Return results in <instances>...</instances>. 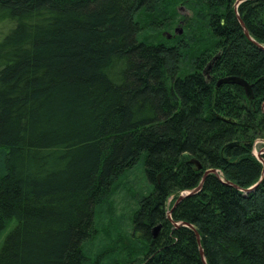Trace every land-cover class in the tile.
<instances>
[{"label": "trees", "instance_id": "trees-1", "mask_svg": "<svg viewBox=\"0 0 264 264\" xmlns=\"http://www.w3.org/2000/svg\"><path fill=\"white\" fill-rule=\"evenodd\" d=\"M236 1L0 0V264H204L166 213L209 168L171 219L206 264H264V0Z\"/></svg>", "mask_w": 264, "mask_h": 264}, {"label": "water", "instance_id": "water-1", "mask_svg": "<svg viewBox=\"0 0 264 264\" xmlns=\"http://www.w3.org/2000/svg\"><path fill=\"white\" fill-rule=\"evenodd\" d=\"M241 1H243V0H237L235 6H237ZM238 20H239V22H240V24H241V26H242V28L244 30L245 35H247L248 37H250V35L248 33V30L246 29L243 21L241 20V18L239 16H238ZM179 32H181V29H179ZM216 83H217V85H220L222 83H237V84H240L244 88V91H245L246 96L248 98H252L253 97L252 84L248 83L242 77L235 76V75L224 76V77L219 78ZM263 108H264V102H263ZM226 120L231 121L232 119H226ZM238 144H239L238 141H231V142H228L225 146H234V145H238ZM263 152H264V147H263V149H261V151L258 154L255 155L262 162V175L264 174V159L261 156V153H263ZM190 161L193 162V163H195L196 166H197V168H200L201 167L200 163L195 158H191ZM217 172H218V170L216 168H209V169L205 170L203 172V174H202V177H201L198 185L196 187L190 189V190H186V191L181 192L178 195V197L175 199V201H174V203L172 205V208L169 209L167 211V213H166V216L168 218H170L171 222L174 224L175 227H178L180 225H185V226H188V227H190V228H192L194 230L195 235H196V238H197V241H198V245H199V251H200V254H201V257L203 259L204 264H206V263H205V259H204L203 250H202V247L200 245V236H199L198 231L195 229V227L191 223H189L187 221H173L171 219V217H170V213H171V210L174 208V206L178 202H180V200H182L187 195H190L192 193H195L196 191H198L201 188L202 182H203L205 176L208 173H217ZM258 182H256L254 185L250 186L249 188L245 189V191H249V190L255 188V186L257 185ZM227 183L228 184H231V185H234L231 182H227ZM160 225L161 224L159 223L158 225H156L154 227V229H153V235H156L157 230L159 229Z\"/></svg>", "mask_w": 264, "mask_h": 264}, {"label": "rangeland", "instance_id": "rangeland-1", "mask_svg": "<svg viewBox=\"0 0 264 264\" xmlns=\"http://www.w3.org/2000/svg\"><path fill=\"white\" fill-rule=\"evenodd\" d=\"M182 11L184 10L183 8L181 9ZM179 29H181V26L180 25H176V30L179 31ZM182 30V29H181ZM168 36H170L168 34ZM256 145L255 147L253 148V152L254 154H258L261 149H263L264 147V140L262 139H257L256 141ZM135 169L132 170V173H130L128 176H126L124 178L125 180V183H124V186L129 188V192H132V195L134 197V200L135 201L136 199L140 198L142 195H145L147 193H149L151 191V188L153 186L150 185L151 183L147 180L146 178V175H145V172L143 171V168L141 167V160H139L136 165H135ZM124 182V181H123ZM172 201V196H170L167 200V205ZM133 204V203H132ZM138 204L135 203L134 207H137ZM124 212H125V216L127 218H131V215H132V212H131V209L130 207L127 208L126 206L125 207H122ZM133 211V209H132ZM131 214V215H130ZM132 221V219H126V225H130V222ZM14 222L11 223L8 227H6V229L4 231H2V233L0 234V247L5 239V236L7 235V233L9 232V230L11 229V227L13 226Z\"/></svg>", "mask_w": 264, "mask_h": 264}, {"label": "bare ground", "instance_id": "bare-ground-1", "mask_svg": "<svg viewBox=\"0 0 264 264\" xmlns=\"http://www.w3.org/2000/svg\"><path fill=\"white\" fill-rule=\"evenodd\" d=\"M251 99V98H250Z\"/></svg>", "mask_w": 264, "mask_h": 264}]
</instances>
